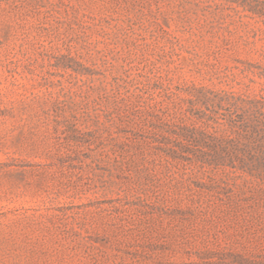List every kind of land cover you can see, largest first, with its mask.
<instances>
[{
	"label": "rangeland",
	"instance_id": "374dc122",
	"mask_svg": "<svg viewBox=\"0 0 264 264\" xmlns=\"http://www.w3.org/2000/svg\"><path fill=\"white\" fill-rule=\"evenodd\" d=\"M243 110L264 0H0V264H264Z\"/></svg>",
	"mask_w": 264,
	"mask_h": 264
},
{
	"label": "trees",
	"instance_id": "16d2710c",
	"mask_svg": "<svg viewBox=\"0 0 264 264\" xmlns=\"http://www.w3.org/2000/svg\"><path fill=\"white\" fill-rule=\"evenodd\" d=\"M248 9L257 11V8L252 6H249ZM233 106L239 110L235 103ZM238 118L242 119L243 127L236 131L237 134L233 133L235 135L225 134V139L228 140L226 143H231V146L222 143L216 144V153L218 155L221 154V151L227 153L230 156V163H235L237 159L241 167L260 169L264 167V111L248 113L243 110ZM237 120V118L231 117L229 123L236 124ZM202 133L209 134L215 139L221 138L215 135V132L206 129Z\"/></svg>",
	"mask_w": 264,
	"mask_h": 264
}]
</instances>
